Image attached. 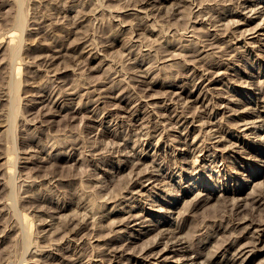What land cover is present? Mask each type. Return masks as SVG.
<instances>
[{
	"label": "rangeland",
	"instance_id": "1",
	"mask_svg": "<svg viewBox=\"0 0 264 264\" xmlns=\"http://www.w3.org/2000/svg\"><path fill=\"white\" fill-rule=\"evenodd\" d=\"M263 23L264 0H0V264H264Z\"/></svg>",
	"mask_w": 264,
	"mask_h": 264
},
{
	"label": "bare ground",
	"instance_id": "2",
	"mask_svg": "<svg viewBox=\"0 0 264 264\" xmlns=\"http://www.w3.org/2000/svg\"><path fill=\"white\" fill-rule=\"evenodd\" d=\"M218 2H219V1H218ZM223 3H224V2H223ZM218 5H220V3H219ZM222 5H223V4H222ZM215 6H216V5H215ZM218 7H219V6H218ZM212 8L214 9V5H213ZM215 8H216V7H215ZM219 8H220V7H219ZM234 8H235V7H234ZM210 9H211V8H210ZM223 9H224V8H223ZM211 10H212V9H211ZM216 10H217V9H216ZM216 10H215V11H216ZM219 10H220V9H219ZM225 10H226V9H225ZM209 11H210V10H209ZM221 11H224V10H221ZM232 11H233V10H232ZM236 11L238 12V10H236ZM210 12H211V11H210ZM212 12H213V11H212ZM224 12H226V11H224ZM229 12H230V11H229ZM206 13H208V11H207ZM214 13H215V12H214ZM219 13H220V11H219ZM222 13H223V12H222ZM227 13H228V12H227ZM19 14H20V13H19ZM225 14H226V13H225ZM225 14H223V15H225ZM209 15H210V13H209ZM215 15H216V14H215ZM217 15H218V14H217ZM217 15H216V16H217ZM17 16H18V15H17ZM19 16H20V15H19ZM19 16H18L17 18H19ZM212 16H213V14H212ZM212 16H211V17H212ZM221 16H222V15H221ZM221 16H220V17H221ZM211 17H210V18H211ZM220 17H219V18H220ZM223 17H225V16H223ZM223 17H222V18H223ZM221 20H222V19L220 18V21H221ZM230 20H231V19H230ZM217 21H218V19H217ZM16 22L18 23L17 25L20 26V25L23 24L24 21H23L22 17H20V18L18 19V21L16 20ZM214 22H216V21H214ZM217 23H218V22H216V24H217ZM230 23H232V22L230 21ZM263 24H264V23H263ZM228 25H229V21H228ZM214 26H215V25H214ZM20 27H21V26H20ZM215 27H216V26H215ZM262 27H263V26H262ZM220 29H221V28H220ZM220 29H219V30H220ZM210 32H211V31H210ZM211 33H212V32H211ZM215 33H217V32H215ZM219 34L221 35V33H219ZM245 34H246V33H245ZM240 35H241V37H243L242 34H240ZM8 36H9L10 39L13 40V39H14V36H15V31L12 30ZM215 36H216V35H215ZM196 37H197V36H196ZM216 37H217V36H216ZM236 37H237V36H236ZM244 37H245V36H244ZM219 38H220V37H219ZM245 38H247V37H245ZM195 39H196V40H199V39H197V38H195ZM200 39H201V38H200ZM216 39H217V38H216ZM12 40L10 41V43L12 42V45L10 44V45H11V48H10V47H9V48L11 49V51H12V55H13L14 53L17 54V50H19V45H18V44H20V43H17V44L14 45V41H12ZM213 40H214V38H213ZM213 40H211V41H213ZM201 42H202V41H201ZM246 43H247V42H246ZM88 44H89V43H88ZM212 44H213V43H212ZM209 45H210V44H209ZM88 46H89V45H88ZM85 47H86V46H85ZM211 47H212V46H211ZM226 47H227V46H226ZM87 48H89V47H87ZM87 48H86V49H87ZM219 48H221V47H219ZM222 48H223V46H222ZM222 48H221V51H222ZM86 49H85V50H86ZM92 49H93V48H91L90 51H91ZM11 51H10V52H11ZM82 53H84V48H83V52H82ZM90 53H91V52H90ZM14 55H15V54H14ZM14 55H13V56H14ZM15 56H16V55H15ZM91 56H92V55H91ZM92 58H93V57H92ZM215 63H216V62H215ZM214 65H215V64H214ZM217 66H218V65H217ZM206 70H207V68H206ZM16 71H17V68H16ZM18 71H19V67H18ZM219 72H220V71H219ZM217 74H218V73H217ZM219 74H220V73H219ZM221 74H222V73H221ZM202 75H203V74H202ZM13 78H14V76H13ZM12 82H13V81H12ZM211 82H212V81H211ZM14 83H15V82H14ZM14 83H13V84H14ZM15 84H16V83H15ZM13 89H15V88H13ZM43 94H45V93H43ZM39 95H40V94H39ZM47 95H48V94H47ZM45 97H47L46 94H45ZM45 97H44V98H45ZM97 97H98V96H97ZM118 97H119V96H118ZM223 97H224V96H223ZM98 98H99V97H98ZM119 98H120V97H119ZM96 99H97V98H96ZM44 100H45V99H44ZM48 100H49V99H48ZM71 100H72V99H71ZM229 100H230V99H229ZM231 100H232V99H231ZM50 101H51V100H50ZM54 101H55V100H54ZM42 102H43V99H42ZM146 103H147V102H146ZM148 106H149V105H148ZM140 107H141V106H140ZM147 108H148V107H147ZM174 109H175V107H174ZM167 110H168V109H167ZM148 111H149V110H148ZM137 112H138V111H137ZM141 112H142V111H141ZM184 112H185V111H184ZM184 112H183V113H184ZM183 113H182V114H183ZM152 114H153V113H152ZM134 115H136V114H134ZM184 115H185V114H184ZM259 115H260V114H259ZM260 116H261V115H260ZM139 118H140V117H139ZM210 119H211V118H210ZM255 120H256V119H255ZM259 120H260V119H259ZM211 121H212V120H211ZM256 121H257V120H256ZM206 122H207V120L205 121V123H206ZM247 122H248V121H247ZM254 122H255V121H254ZM207 123H208V122H207ZM263 124H264V123H263ZM254 125H255V124H254ZM209 126H210V125H209ZM255 126H257V125H255ZM255 126H254V128H255ZM258 126H259V125H258ZM261 126H262V124H261ZM165 127H166V129H168L167 126H165ZM246 128H247V127H246ZM256 128H257V127H256ZM259 129H260V127H259ZM208 131H209V130H208ZM209 133H210V132H209ZM211 133H212V132H211ZM215 134H216V133H215ZM143 135H144V134H143ZM209 135H210V134H209ZM209 138H210V136H209ZM214 147H215V146H214ZM213 149H214V148H213ZM216 150H217V149H216ZM9 157L11 158V156H10V155L8 156V159L10 160ZM137 157H138V156H137ZM8 159H7V160H8ZM17 159H18V158H17ZM194 160L196 161V159H194ZM17 161H18V160H17ZM17 161H16V162H17ZM13 162H15V160H14ZM196 162H197V161H196ZM138 163H139V159H138ZM193 163H194V162H193ZM13 164H14V163H13ZM194 164H195V163H194ZM14 165H15V164H14ZM215 171H216V170H215ZM218 174H219V173H218ZM153 175H154V174H153ZM151 178H152V177H151ZM151 178H150V179H151ZM134 215H135V214H134ZM134 215H133V216H134ZM135 216H137V215H135ZM139 216H140V214H139ZM139 216H137V218H138ZM23 218H24L23 220L25 221V223H27L26 225H29V226H30V220H29V218H28V215H24ZM141 218H142V217H141ZM245 218H246V217H245ZM128 219H130V217H129ZM135 219H136V217H135ZM142 219H143V218H142ZM130 221H131V220H130ZM141 223L143 224L142 220H141ZM135 224H136V223H135ZM138 224H139V223H138ZM139 226H140V225H139ZM152 227H153V226H152ZM146 228H147V227H146ZM148 230H149V229H148ZM140 233H141V232H140ZM172 235H173V234H172ZM173 236H175V235H173ZM176 236H177V235H176ZM171 237H172V236H171ZM168 238H169V237H168ZM176 238H177V237H176ZM170 239H171V238H170ZM173 239L175 240V237H174ZM170 241H171V240H170ZM177 242H178V241L176 240V243H177ZM171 243H172V242H171ZM154 245H156V243H155ZM49 247H50V246H49ZM51 247H52V246H51ZM165 247H166V246H165ZM165 247H164V248H165ZM51 249H52V248H51ZM168 249H169V248H168ZM164 250H165V249H164ZM152 254H153V253H152ZM42 255H43V254H42ZM78 255H79V254H78ZM78 255H77V256H78ZM80 255H82V254H80ZM153 255L155 256V254H153ZM157 255H160V254L158 253ZM151 256H152V255H150V257H151ZM41 257H42V256H41ZM41 257H40V258H41ZM79 257H80V256H79ZM156 257H157V256H156ZM188 258H189V257H188ZM77 259H78V257H77ZM128 259H129V258H128ZM23 260H25V259H23ZM74 261H76V260H74ZM74 261H73V262H74ZM149 261H150V260H149ZM193 261H194V260H193ZM78 262H80V261H78ZM82 262H83V260H82ZM83 263H84V262H83ZM4 264H7V263H4ZM23 264H25V263L23 262ZM72 264H73V263H72ZM80 264H81V262H80Z\"/></svg>",
	"mask_w": 264,
	"mask_h": 264
}]
</instances>
